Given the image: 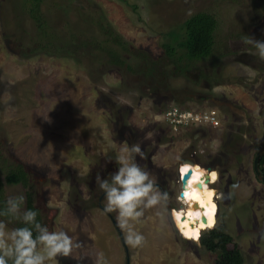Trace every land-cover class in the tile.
<instances>
[{
  "label": "rangeland",
  "instance_id": "1",
  "mask_svg": "<svg viewBox=\"0 0 264 264\" xmlns=\"http://www.w3.org/2000/svg\"><path fill=\"white\" fill-rule=\"evenodd\" d=\"M32 5V0H0V174L3 178L18 163L30 176L28 187L5 183L4 198L31 192L44 223L64 227L83 241L82 254L103 251L111 264H126L127 256L131 264H214L218 252L201 243L212 228L202 230L199 242L189 240L152 211L141 227L147 244L129 249L112 214L101 211L95 176L114 170L106 158L122 142L141 144L147 154L142 163L169 192L179 190L178 169L186 159L217 173L235 160L240 187L234 195L242 201L251 193L263 208L254 210V221L250 205L241 209L232 200L215 201L216 219L240 246L244 264H264V241L258 238L264 229V185L252 167L264 147V63L240 42L245 33L264 39V0H41L52 37H41ZM203 11L218 19L212 55L170 60L163 43L183 35L181 24ZM93 17L106 18L145 56L130 57L134 69L109 64L98 48L78 49L72 42L100 35ZM53 44L62 46L60 51ZM152 61L159 66L155 81L143 72ZM174 107L196 114L214 110L220 123L176 127L167 116ZM86 169L91 171L79 175ZM223 175L210 183L218 192L229 190L232 174ZM172 206L179 207L174 200ZM50 211L57 215L50 218ZM258 241L261 249L254 245ZM61 264L92 261L63 258Z\"/></svg>",
  "mask_w": 264,
  "mask_h": 264
},
{
  "label": "clouds",
  "instance_id": "2",
  "mask_svg": "<svg viewBox=\"0 0 264 264\" xmlns=\"http://www.w3.org/2000/svg\"><path fill=\"white\" fill-rule=\"evenodd\" d=\"M191 14L189 10L188 15ZM240 42L245 50L264 63V39L245 33ZM114 153L106 158L107 162H114V170L107 172L106 176L99 171L96 173L95 191L101 211L105 215L112 214L123 243L129 249H142L147 244L141 227L152 219L146 214L149 211L158 221L170 224L186 239L199 242L202 229L217 225L215 201H231L233 190L240 187L232 184L227 192L209 189V183L216 182L215 171L181 162L179 190L170 193L159 185L151 170L142 163L147 154L140 143L122 142ZM90 171L86 169L79 175ZM173 200L179 207L172 206ZM47 207L51 209L53 206L49 203ZM56 215L55 211L49 212L50 218ZM39 216L38 210L26 207L23 193L6 197L3 207H0V264H61L63 258L82 261L85 257H90L92 264H111L103 251L82 254L83 241L77 240L62 226L50 228ZM10 224L16 226L9 227ZM91 238L95 239L94 236ZM258 238L264 241V229L260 230Z\"/></svg>",
  "mask_w": 264,
  "mask_h": 264
},
{
  "label": "trees",
  "instance_id": "3",
  "mask_svg": "<svg viewBox=\"0 0 264 264\" xmlns=\"http://www.w3.org/2000/svg\"><path fill=\"white\" fill-rule=\"evenodd\" d=\"M41 0H32L31 17L37 21V26L40 31L41 37L53 36V33L48 29V22L44 19L43 13L40 10ZM93 17V23L96 24L99 29V36L94 37L95 40L88 41L83 40L81 44L77 43L76 40L72 41L78 49L83 45L87 48H98L101 53L107 57V62L112 65H117L123 70L134 69V65L130 63V57L140 59L141 61L145 57L143 54L139 55L138 50H134L129 42H126L124 37L116 31L111 23L104 17L96 18ZM96 20V22L94 21ZM218 28V19L211 12H198L188 17L182 24L181 29L183 35L172 36L171 41L163 43L165 55L170 60L178 59V62L182 60V57H186L189 60L200 61L202 59L209 58L215 46V33ZM77 35H72L76 37ZM57 34H54L56 40ZM86 42V43H85ZM86 44V45H85ZM56 50L60 51V47L56 46ZM74 45V46H75ZM73 48V47H72ZM184 50V54L179 56L178 49ZM72 50V49H71ZM100 60V57H99ZM103 61V60H100ZM158 61H152V63L143 69L146 76H149L152 80H157V67ZM138 66V64H136ZM264 165V155L261 157V166ZM30 182L29 172L25 169L22 164H14L5 173L4 177L0 174V207H3V201L5 200L3 195V187L5 183L8 184H22L28 187ZM27 208L38 210L40 213L39 218L42 220V215L37 206L34 204L33 196L31 192H27L26 196ZM16 226V225H15ZM233 241L231 234L227 233L223 226L214 227L201 236L202 245L211 251L220 250L222 255L230 260V263L241 264L243 262V256L238 249H229L228 244Z\"/></svg>",
  "mask_w": 264,
  "mask_h": 264
},
{
  "label": "flooded vegetation",
  "instance_id": "4",
  "mask_svg": "<svg viewBox=\"0 0 264 264\" xmlns=\"http://www.w3.org/2000/svg\"><path fill=\"white\" fill-rule=\"evenodd\" d=\"M256 57V56H255ZM256 59L258 60V58L256 57ZM263 74V73H262ZM261 150V149H260ZM259 150V151H260ZM259 151H257L256 153H255V157H256V154L259 152ZM264 155V154H263ZM262 155V156H263ZM255 157H254V160H253V162H252V167H253V171H254V175H255V177H256V179L259 181V182H261L263 185H264V181L262 180V176H264V165L263 166H261V159H260V161H259V170H260V172H261V174L259 175L257 172H256V169H255ZM235 161V160H234ZM234 161L233 160H229V162L230 163H228L226 166H224V168L223 169H219L218 170V180L219 181H221V179H223L224 178V171L225 172H229V173H231L232 175L230 176L231 177V181H230V185H229V188H230V186L232 185V184H237V182H238V180H239V176H235V174H234V172L236 171V169H237V167H235V166H232L233 165V163H234ZM243 163V162H242ZM212 170V169H211ZM230 177H229V180H230ZM163 184H165L164 186H162L161 184H160V186L162 187V188H164V189H169L170 188V186L167 184V183H163ZM210 184V183H209ZM235 191H236V189H234ZM169 191H170V189H169ZM220 192H223V189L222 188H220ZM171 193V192H170ZM236 193H237V191H236ZM235 193V195H233V199H232V205L233 206H236L237 208H241V209H244V207H246V205L248 206V205H250V208H251V212L253 213V215H254V210H259L260 208H263V205H262V201H261V199L260 198H258L257 196H254L253 194H251L250 193V196L248 197L247 196V198L245 199V200H239L238 198H237V194ZM218 202V204L219 203H221V202H219V201H217ZM236 211V210H235ZM252 219L255 221H257V218L255 217V215H254V217H252ZM245 221V220H244ZM113 223H114V221H112ZM114 225H115V223H114ZM116 226V225H115ZM221 226H223L224 227V229H225V226H224V222H222V221H219V222H217V225H216V227H221ZM248 229L250 230V229H252L251 228V226H249L248 227ZM226 230V229H225ZM253 231V230H252ZM234 242L232 241L231 243H229L228 244V248L229 249H234L235 247H238V249L240 250V252H241V254H242V256H243V262L241 263V264H244V261H245V259H244V254H243V252L241 251V248H240V246L239 245H237L236 243H234ZM233 244V245H232ZM258 249H261V244H260V242L258 241V242H256L255 244H254ZM215 252H218V255H217V258H216V261L214 262V264H236V263H230V260L229 259H227L226 257H224L223 255H222V253H221V251L220 250H217V251H215ZM126 264H131V260H130V257L129 256H127V258H126Z\"/></svg>",
  "mask_w": 264,
  "mask_h": 264
},
{
  "label": "built area",
  "instance_id": "5",
  "mask_svg": "<svg viewBox=\"0 0 264 264\" xmlns=\"http://www.w3.org/2000/svg\"><path fill=\"white\" fill-rule=\"evenodd\" d=\"M171 122L176 126H183L192 122H204L217 126L220 123L216 111H208L204 114H196L190 110H182L178 107H174L168 112Z\"/></svg>",
  "mask_w": 264,
  "mask_h": 264
},
{
  "label": "water",
  "instance_id": "6",
  "mask_svg": "<svg viewBox=\"0 0 264 264\" xmlns=\"http://www.w3.org/2000/svg\"><path fill=\"white\" fill-rule=\"evenodd\" d=\"M264 154V147L256 154V157H255V169H256V172L260 175L261 172L259 170V161L262 157V155ZM183 162H190V163H195V161L191 160V159H186L185 161ZM212 168L209 167L208 170H211ZM262 180L264 181V176H262ZM114 221V220H113ZM115 223V221H114Z\"/></svg>",
  "mask_w": 264,
  "mask_h": 264
},
{
  "label": "bare ground",
  "instance_id": "7",
  "mask_svg": "<svg viewBox=\"0 0 264 264\" xmlns=\"http://www.w3.org/2000/svg\"><path fill=\"white\" fill-rule=\"evenodd\" d=\"M189 166H193V167H198V168H201L202 170H208V168L207 167H203V166H201L200 164H198V163H190V162H186ZM211 171H214V170H211ZM216 173H217V171H215ZM218 173H217V178H216V180L218 179ZM208 187H209V189H213V188H211L210 187V184L208 185ZM206 229V228H205ZM203 230V229H202ZM202 230H201V233H202ZM200 236H201V234H200ZM183 238H185V237H183Z\"/></svg>",
  "mask_w": 264,
  "mask_h": 264
}]
</instances>
